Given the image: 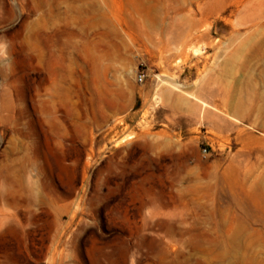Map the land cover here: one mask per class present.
<instances>
[{"label": "rangeland", "instance_id": "obj_1", "mask_svg": "<svg viewBox=\"0 0 264 264\" xmlns=\"http://www.w3.org/2000/svg\"><path fill=\"white\" fill-rule=\"evenodd\" d=\"M0 193V264H264V0H0Z\"/></svg>", "mask_w": 264, "mask_h": 264}, {"label": "bare ground", "instance_id": "obj_2", "mask_svg": "<svg viewBox=\"0 0 264 264\" xmlns=\"http://www.w3.org/2000/svg\"><path fill=\"white\" fill-rule=\"evenodd\" d=\"M203 103V106L204 107H207L209 104H207L206 102L204 101H201ZM6 199H8L4 194L0 193V200H3L5 201Z\"/></svg>", "mask_w": 264, "mask_h": 264}, {"label": "built area", "instance_id": "obj_3", "mask_svg": "<svg viewBox=\"0 0 264 264\" xmlns=\"http://www.w3.org/2000/svg\"><path fill=\"white\" fill-rule=\"evenodd\" d=\"M138 80H139L140 82H142V81H143V75H139V76H138Z\"/></svg>", "mask_w": 264, "mask_h": 264}]
</instances>
